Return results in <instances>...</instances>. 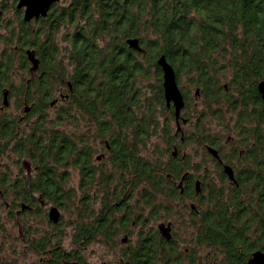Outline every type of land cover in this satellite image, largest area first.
Instances as JSON below:
<instances>
[{"label": "trees", "instance_id": "16d2710c", "mask_svg": "<svg viewBox=\"0 0 264 264\" xmlns=\"http://www.w3.org/2000/svg\"><path fill=\"white\" fill-rule=\"evenodd\" d=\"M59 4L53 6L47 17L31 22H25L16 9L20 14L15 35L1 39L11 51L3 49L0 53V99L5 88L18 87L15 94L26 92L28 102L35 91L43 100L32 109V115H40L36 126L23 138L16 119L4 117L1 154L13 151L28 158L38 169L30 181L13 180L11 173H4L0 190L4 198L14 193L31 207L47 200L76 214L73 234L76 247L71 252L62 247L61 235L47 232L37 237L27 231L31 251L42 258L40 264H88L84 250L95 242L112 246L119 236L116 225L126 227L130 223L128 216L121 215L117 224L113 216H116L115 203L122 202V209L131 198L122 200L127 196L128 186H116L107 175L99 187L94 186L97 172L90 166L89 149H79L76 133L64 134L55 128L56 123L62 125L67 120L76 124V110L88 116L97 115L99 130L103 132L100 137L105 138L111 132L116 142L112 156L114 179L125 178L121 172H127L130 178L144 180L149 188H157L172 171L163 166L158 157L160 152L140 161L138 149L141 144L147 149L154 136L161 131L166 134L171 126L163 94V74L157 63L159 57L166 55L179 81L181 76H187L190 86L202 87L206 100L213 97L212 105H218L222 96L218 78L222 73H230L231 80L227 83L230 88L245 91L251 100H256L254 90L264 80V0H73L69 6ZM59 35L62 39L57 38ZM131 38L140 40L144 52L129 47L127 40ZM61 41L67 43L66 47L60 45ZM17 44L18 51L12 47ZM24 45L32 47L40 60L39 79L29 80L26 75L28 60ZM67 59L70 71L65 66ZM19 71L23 74L16 86L14 75ZM152 75L155 84L150 87L151 95L146 97L141 85L150 81ZM63 78L73 80L71 103L64 110L66 116L60 113L58 122L47 128L45 109L54 98V91L62 86ZM16 164L19 165L18 161ZM77 167L82 169L83 179L76 189L67 190L70 170ZM257 188V202L264 210V186ZM247 189L251 192L248 185ZM149 191L144 201L151 205L157 198ZM35 194L39 197H34ZM252 200L251 195L246 198L238 189L226 201L214 197L211 211L205 215L199 243L224 252L226 259L221 264H246V257L255 249L251 228L256 224L264 227V218L253 216L249 209ZM97 202L99 208L95 207ZM15 204L10 203L9 209L14 210ZM157 220L151 216L147 223ZM60 224L61 221L55 226ZM154 236L149 231L140 235L133 250L135 256L127 255L133 264L153 263L156 248L146 254H140V249L142 243L153 242ZM263 243L264 238L259 241L260 245ZM52 247L56 249L50 253ZM161 261L181 262L172 259L170 253L163 255Z\"/></svg>", "mask_w": 264, "mask_h": 264}, {"label": "flooded vegetation", "instance_id": "af4514ba", "mask_svg": "<svg viewBox=\"0 0 264 264\" xmlns=\"http://www.w3.org/2000/svg\"><path fill=\"white\" fill-rule=\"evenodd\" d=\"M17 5L18 2L16 3V9L22 12L23 18V10L18 9ZM2 14L3 11L0 9V15ZM11 23L9 22L8 24ZM3 28L6 30L4 31ZM16 29L17 23L14 27L4 26L1 23L0 31L2 30L5 33L0 32V43L3 36L13 38ZM12 47L16 51L20 49L18 44ZM3 49L8 52L11 51L10 47L6 44ZM3 49L0 47V53ZM30 50L34 51L32 47L24 45V56L28 60L26 75L28 78L30 77L29 80L39 79L41 77V73L39 72L40 67L36 71L31 70L32 63L29 61L27 55V52ZM19 72L23 74L21 71ZM176 74L179 87L185 99V105L177 119L174 104L172 103L168 106L165 101L166 108L172 119L170 130L166 134L163 131L159 133V147L163 149L158 157L163 166L169 167L172 172L168 173L167 179L162 180L155 189L149 188L150 186L144 180L130 178L127 172H121V175L125 176V178L114 179L112 156L116 142L112 140L113 133L109 132L105 138L100 137L103 132L101 133L99 130L97 123V119L99 118L97 115L88 116L85 113H81V116H78L76 126L79 128V131L75 132L76 142L79 149L88 148L90 151L89 163L97 172L93 185L99 187L102 182L101 180L107 175L109 179L111 178V183L113 182L116 186L121 184L128 186L125 189V195L127 196H124L122 200L126 198L131 199L125 202L122 209V202L115 203L114 214L116 216H113V219L114 221H118L117 224L120 223L118 217L121 215L122 218L128 216L131 220L126 227L121 226V223L116 225V228L118 227L119 229V236L112 246H108L114 251L115 249H119L117 252L121 256L119 264H133L127 258V255L135 256L133 250L138 246L137 240L140 235L146 234L147 231L154 233L155 236L152 238L153 242H149L148 244L142 243L140 254H146V251L152 250L153 247L156 248V257L152 256L155 258L151 260L152 264H162L163 255L168 253H170L172 259L177 263L178 260L181 261L178 264H200L199 260L204 258L200 256L197 246L210 247V245L199 243V234L204 225L205 215L211 211L214 197H217V199L222 197L226 201L230 197H233V192H236L238 189L246 198L249 195L253 198V203L249 207L253 216L264 218V210L259 207L257 202V186H264V100L258 89V84L254 90L256 100H251L247 92L232 89L229 84H225L222 87V96L219 99L218 105L223 103L227 108L224 112L219 109L220 115L217 116L211 111L213 97L208 96L207 100L202 102L204 89L192 86L195 87V95L194 99L190 100L180 84L177 72ZM59 89L60 96L52 100L54 104L52 105V102H50L49 106L63 103L67 107L71 103V95L74 93L73 80L71 78H63L62 86ZM14 90L10 87L4 89V93L5 91H9L8 106H4V93L2 100L0 99V166L1 146L3 142L1 139L3 128L2 116L12 104V98L15 96ZM34 95L38 94L33 92ZM26 97V92L18 96L19 102L22 100L25 106V114L16 119L20 133L21 126L30 118V114L32 115L33 107L40 104L43 100L38 95L37 98L34 96L32 101L28 102ZM46 109L45 112H47ZM215 118L218 119L216 123H214ZM82 119L85 121L83 122ZM138 150L140 161H143L146 158L145 144L139 145ZM199 151L201 152V157L198 161H194L196 158L194 153L200 155ZM32 165L34 167L31 168L29 177H26L28 181L34 177L38 169L34 163ZM76 170L78 171L79 180H82V169H78L77 167ZM259 177L261 178L259 179ZM247 185L250 187L252 193L247 189ZM148 190H150L149 193L152 196L155 195L157 198L151 205H148L144 201V196L147 195ZM113 191L115 192V190ZM0 201H3L7 209H9L10 203H8L7 198H4L1 190ZM39 204L45 205V201L41 200ZM52 206L54 205L51 204ZM29 210L31 209L22 210L21 206L16 215ZM126 212H128L127 215ZM151 216H156L158 218L157 221L160 222L157 225L153 224V226L152 222L147 223V218ZM49 222L51 223L50 220ZM161 224H165L169 229L168 233L171 234V239H167L162 234L159 227ZM137 228L139 230L135 231ZM251 232L253 233L252 240L254 242H252V245L255 249L251 252L250 256L246 257V264L249 263L255 252H264V243L262 245L259 244V241L264 238V227L256 224L251 228ZM179 234L190 235V240L187 242L188 245L184 243V240L179 239ZM257 235H260L258 239H256ZM191 242L194 245L190 244ZM259 246H262V248H257ZM146 247L150 248L144 250ZM54 249L56 248L52 247L49 250L50 253ZM163 251L165 252L163 253ZM220 254L223 255V259H226L224 252ZM104 264L107 263L104 262Z\"/></svg>", "mask_w": 264, "mask_h": 264}, {"label": "rangeland", "instance_id": "374dc122", "mask_svg": "<svg viewBox=\"0 0 264 264\" xmlns=\"http://www.w3.org/2000/svg\"><path fill=\"white\" fill-rule=\"evenodd\" d=\"M73 0H61L59 6H69L72 3ZM2 8L3 14L0 15V24L4 26H11L14 27V25L17 23L19 19V14L22 16V12L17 14L16 7H15V0H0V9ZM9 22H12L11 24H8ZM36 27V26H35ZM37 28V27H36ZM4 31L6 30L3 28ZM20 29V28H19ZM4 31H0L2 33H5ZM58 39H62V35H59L57 37ZM61 46L67 45L66 42L61 41ZM1 49L5 47V43L2 41L0 43ZM17 65V64H16ZM65 66L68 71L72 69V67L68 63V59L65 60ZM153 72H155V68L152 69ZM20 72L13 77L16 80V86L19 85V82L21 81ZM220 78V84L223 87L225 84L229 83L231 80L230 73H222L218 77ZM155 84V77L152 75L151 80L148 82H144V84L141 85L142 93L146 94V97H149L151 95L150 87L151 85ZM180 84L185 92V94L189 97L190 100L194 99L195 95V87L190 86L188 77L187 76H181ZM56 88V87H55ZM60 90V89H59ZM56 89L54 91V98L60 96V91ZM16 93L19 92V88L15 87ZM37 93V91H35ZM17 94L12 98V104L10 108L3 114V120L4 117L7 118L10 116V118L18 119L20 116L24 115V104L20 103L18 100ZM36 98L38 95H34ZM51 98V100H53ZM202 102L206 101V98L203 97ZM52 102V101H51ZM50 103V101H49ZM50 105V104H49ZM46 109L47 112H45V124L47 128H49L52 122H58L59 115L62 113V115H65V109L67 108L64 106L63 103H59L56 106H49ZM227 106L223 105L221 103L220 105H212L211 111L214 112L213 114L219 116L220 111L219 109L224 112L226 111ZM228 111V110H227ZM74 114L77 116H81V113L76 110ZM40 115L30 114V118L26 120L22 126H21V134L20 136L23 138L24 136H27L30 134L31 130L33 129V126H36L37 121L39 120ZM54 120V121H53ZM83 122L85 121L82 119ZM159 120H163L162 117L159 118ZM218 119L215 118L214 123H216ZM75 122V121H74ZM76 123V122H75ZM74 123H69L67 120L62 125H59L56 123L55 128L58 130H62V133L64 134H72L77 131H79V128ZM213 125V124H212ZM3 126V125H2ZM50 131V130H49ZM159 134L154 136L150 142L149 147H147L145 155L151 156L154 154V152H161L162 149L159 147ZM162 146V144L160 143ZM2 144V148H3ZM102 148V147H100ZM104 151V150H102ZM200 155L197 153L195 154L194 161H198L201 157V152L199 151ZM160 154V153H159ZM166 159V158H164ZM18 161V166H17ZM31 161L28 158L25 157H19L18 154L14 153L13 151H8L4 155H1V166H0V177L3 176L4 173H11L12 179L16 178H26L29 177V172L32 170L31 168L34 167ZM32 165V166H31ZM71 175L68 179V182L66 183V189H72L77 188L79 186V175L77 170H70ZM34 197L38 198L39 195L35 194ZM8 203L15 202V208L14 210L7 209L3 201H0V264H40L41 257L38 256L36 253L31 251L30 243L27 240V231L31 233L32 236L40 237V234L43 233H49L53 234L54 236L61 235V244L62 247L65 249L66 252H71L73 249H75V245L73 243V234L76 229V214L73 212H69L67 210H63L61 208V217L60 221L61 224L58 226H55V224H51L49 222V211L51 208V203L47 200L45 201V205L38 204L36 206L31 207L27 201L18 200L17 196L12 193L7 197ZM41 203V202H40ZM22 204H25L29 207V211L21 212L19 215H16V212L20 210V207ZM53 205V204H52ZM55 206V205H54ZM58 207V206H57ZM96 208H99V202L95 205ZM28 209V208H27ZM43 214L44 216L41 217L40 215ZM49 219V220H48ZM160 221H152L153 224L157 225ZM2 226L4 229H2ZM157 228V227H155ZM139 228H137L135 231H138ZM179 239L184 240V243L188 245L187 242L190 240V235L187 234H179ZM260 235L256 236V239H258ZM255 239V238H254ZM192 244V242L190 243ZM194 245V244H192ZM199 248V254L204 259L199 260L200 264H221V261L223 259V255L218 253V251L215 248H210L207 246H197ZM119 249L112 250L105 244L101 242H95L92 245H90L86 250L83 251V256L87 260L88 264H104L106 262L107 264H119L120 261V255L117 254Z\"/></svg>", "mask_w": 264, "mask_h": 264}, {"label": "water", "instance_id": "95a60500", "mask_svg": "<svg viewBox=\"0 0 264 264\" xmlns=\"http://www.w3.org/2000/svg\"><path fill=\"white\" fill-rule=\"evenodd\" d=\"M61 0H19L17 8L24 10V20L25 22H31L34 19L38 20L42 17H47L50 10L53 8L55 4L60 3ZM127 44L130 48L144 52V49L140 45V40L138 38H131L127 40ZM28 59L32 63L31 70L36 71L39 68L40 60L36 57L34 51L27 52ZM158 65L161 67L163 72V87H164V96L165 101L168 106L172 103L175 107V115L178 119L181 113L182 108L185 105V99L183 93L179 87L177 81L176 70L173 65L168 61L165 54L161 55L157 61ZM258 89L264 100V80L258 83ZM9 91H5L4 93V106H8ZM54 102H52V105ZM28 111V109H26ZM29 208L25 204H22V210ZM61 217V211L57 206H52L49 211V219L54 224H58ZM160 230L162 234L167 237V239H171V234L168 233L169 229L165 226V224H161ZM167 233H166V231ZM248 264H264V252L257 251L253 254V257L249 260Z\"/></svg>", "mask_w": 264, "mask_h": 264}, {"label": "bare ground", "instance_id": "6f19581e", "mask_svg": "<svg viewBox=\"0 0 264 264\" xmlns=\"http://www.w3.org/2000/svg\"><path fill=\"white\" fill-rule=\"evenodd\" d=\"M23 13H24V10H23Z\"/></svg>", "mask_w": 264, "mask_h": 264}]
</instances>
